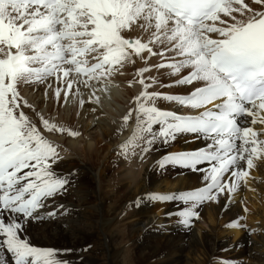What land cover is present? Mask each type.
<instances>
[{"label":"snow or ice","instance_id":"snow-or-ice-1","mask_svg":"<svg viewBox=\"0 0 264 264\" xmlns=\"http://www.w3.org/2000/svg\"><path fill=\"white\" fill-rule=\"evenodd\" d=\"M139 62L140 91L123 117L126 126L135 116V129L120 154L143 160L181 137L199 142L165 152L157 166L199 173L202 183L145 199L175 203L178 223L190 228L201 205L231 198L264 163V10L244 0H0V264H71L58 255L71 249L35 246L26 222L42 220L46 202L71 184L56 172L61 156L46 134L79 133L37 111L21 86L43 85L58 102L81 87L95 97L96 85L106 90L114 73ZM176 86L190 90H161ZM243 220L225 227L247 229Z\"/></svg>","mask_w":264,"mask_h":264},{"label":"bare ground","instance_id":"bare-ground-1","mask_svg":"<svg viewBox=\"0 0 264 264\" xmlns=\"http://www.w3.org/2000/svg\"><path fill=\"white\" fill-rule=\"evenodd\" d=\"M244 2L257 11L264 9V5H256L253 0ZM131 66L111 76L106 88L111 90L109 95L101 98L95 91L99 103L94 102L92 89L85 87L80 88L79 96H70L69 101L61 99L56 104L53 96H45L43 85L21 86V94L46 118L79 134L91 127L100 132V140L94 143V148L87 144L82 150L74 143L79 135L46 134L58 148L73 155L81 152L85 162L81 164L72 158L55 166L56 172L69 177L71 184L63 195L46 202L47 207L40 210L42 220L26 222L31 242L41 248L71 249L58 254L71 264H210L218 259H221L219 264L237 261L264 264V235L260 234L264 224V163L256 162L257 167L250 170L247 183L241 182L231 198L222 195L219 202L201 205L200 219L191 228L178 223L175 203L150 202L144 198L147 193L193 190L202 186L199 173L183 172L184 169L175 167H167L162 172L157 166L165 152L196 148L199 142L186 144L181 137L171 146L147 154L143 160L138 155L125 158L120 154L124 138L131 136L135 129V125L130 126L135 116L126 126L123 117L134 107V92L140 91L138 84L134 87L136 72L133 71L143 63L139 62L133 69ZM151 75L157 74L152 72ZM162 79L164 83L170 82L168 77ZM129 81H133L132 86ZM161 90L183 94L190 88L176 86ZM80 99L85 101L83 105ZM166 104L167 101H161L158 105L167 109ZM91 118L97 120L92 125L86 124ZM93 164H97L96 168ZM111 168L114 171H110ZM104 173H108L109 180L103 179ZM256 191L262 196H257ZM245 207L248 212L244 211ZM53 210L56 215L48 216ZM169 212L174 215L166 216ZM237 216L244 217L242 222L248 225L247 229L225 227ZM252 229L255 231H250ZM249 234L263 238L253 241L247 250ZM111 242L115 249L112 252L109 251Z\"/></svg>","mask_w":264,"mask_h":264},{"label":"rangeland","instance_id":"rangeland-1","mask_svg":"<svg viewBox=\"0 0 264 264\" xmlns=\"http://www.w3.org/2000/svg\"><path fill=\"white\" fill-rule=\"evenodd\" d=\"M131 68L133 69L134 67L133 66H131ZM133 72H136V69H134V71ZM157 74V73H156ZM166 77V76H165ZM134 87H138L137 86V84H135V86ZM112 89H115V88H112ZM96 91H97V93L100 95V97L101 98H104L103 96H105V95H109L110 93H111V90H105V91H103V90H100V89H98V88H96ZM133 92H134V88H133ZM105 94V95H104ZM136 94H135V92H134V96H135ZM67 101H69V100H67ZM58 102H57V100H56V104H57ZM69 104V103H68ZM165 106V105H164ZM165 108H167L166 106H165ZM124 109V108H123ZM125 111V109L123 110V112ZM97 120V118H91V119H88L87 120V122H86V124H89V125H92L95 121ZM134 125H135V122L134 123H132V127L131 128H133L134 127ZM131 129H129V131H130ZM130 135V134H129ZM129 137L130 136H128V135H126V137L124 138L125 140H127V139H129ZM123 139V138H122ZM121 139V141H123ZM98 140H100V132H99V130H97L96 128H94V127H91L90 129H89V131H87V132H85V133H80L79 134V136L75 139V141H74V143L76 144V146L75 147H77L79 150H82L83 149V146L84 145H87V144H90L91 146V148H94V143L96 142V141H98ZM80 141V142H79ZM85 143V144H84ZM98 148H99V146H98ZM66 150V149H65ZM81 152H78L76 155H73V153H71L70 151H68V150H66V151H64V152H62V154L60 155L61 157H62V159L59 161V162H62V161H65V160H70V159H72V158H76L77 159V162H79V163H81V164H84V162H85V159L83 158V156H82V154H80ZM77 155H78V157H77ZM91 166V165H90ZM95 166H97V164H93L92 165V167H94V168H96ZM185 170V169H184ZM110 171H114V168H111L110 169ZM172 171H174V170H172ZM162 172H165V169H162ZM102 177H103V179H105V180H109V176H108V173H104V174H102ZM261 182V181H260ZM260 182L258 183V185H260ZM96 189V191H98V188L96 187L95 188ZM263 192V191H262ZM256 194H257V196H262V194H261V192H258V191H256ZM263 197H264V195H263ZM107 205H109V204H107ZM200 219V218H199ZM198 219V220H199ZM198 220H194V224L196 223V221H198ZM258 228H260L261 226H257ZM191 228V227H190ZM261 229V228H260ZM249 231V230H248ZM205 232H207V234H210L209 232H208V229H205ZM262 233V235H264V224H263V227H262V231L260 232V234ZM226 234V236L228 235L229 236V234H227V232L225 233ZM227 236V237H228ZM230 237V236H229ZM261 238H263V237H260L259 235H257V236H252L251 234H249V237L247 238V240L250 242V243H247V244H245V247H246V249L247 250H250V248H251V245H252V242L253 243H255V242H258V240L260 241L261 240ZM115 249H114V246H113V243L111 242L110 243V248H109V251H114ZM106 251H107V249H106ZM220 260L221 259H218V260H216L215 262H211L210 264H219V262H220ZM140 264V263H139ZM235 264H247V261H245L244 263L243 262H241V261H237Z\"/></svg>","mask_w":264,"mask_h":264}]
</instances>
